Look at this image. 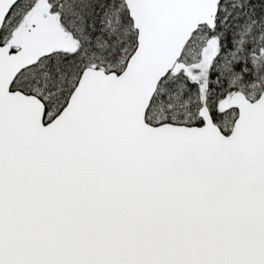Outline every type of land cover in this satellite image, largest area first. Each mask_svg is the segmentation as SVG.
<instances>
[{
    "label": "snow or ice",
    "instance_id": "6c2138e0",
    "mask_svg": "<svg viewBox=\"0 0 264 264\" xmlns=\"http://www.w3.org/2000/svg\"><path fill=\"white\" fill-rule=\"evenodd\" d=\"M0 264H264V0H0Z\"/></svg>",
    "mask_w": 264,
    "mask_h": 264
}]
</instances>
